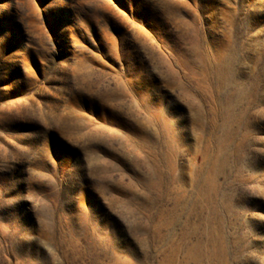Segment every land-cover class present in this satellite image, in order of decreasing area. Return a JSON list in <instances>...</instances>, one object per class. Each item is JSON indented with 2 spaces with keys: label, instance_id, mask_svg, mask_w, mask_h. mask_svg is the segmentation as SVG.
Returning <instances> with one entry per match:
<instances>
[{
  "label": "rangeland",
  "instance_id": "rangeland-1",
  "mask_svg": "<svg viewBox=\"0 0 264 264\" xmlns=\"http://www.w3.org/2000/svg\"><path fill=\"white\" fill-rule=\"evenodd\" d=\"M0 264H264V0H0Z\"/></svg>",
  "mask_w": 264,
  "mask_h": 264
}]
</instances>
